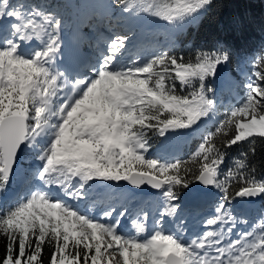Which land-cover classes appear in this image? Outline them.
I'll return each mask as SVG.
<instances>
[{"label": "snow or ice", "instance_id": "snow-or-ice-1", "mask_svg": "<svg viewBox=\"0 0 264 264\" xmlns=\"http://www.w3.org/2000/svg\"><path fill=\"white\" fill-rule=\"evenodd\" d=\"M210 2L112 0L107 7L177 25ZM64 26L45 4L0 0V191L16 177L28 186L0 211V264H264V213L250 230L238 229L249 221L234 214L239 203L264 196V179L251 174L247 154L223 168L227 149L264 137V55L254 60L243 101L203 133L188 159L149 157L153 137L179 146L216 114L205 81L229 54L201 51L193 62L163 51L125 63L129 29L113 33L103 50L99 41L92 45L91 55L69 51L61 70ZM25 160L39 163L29 172ZM144 186L154 190L153 234H119ZM210 189L218 198L208 205L211 215H201L196 205ZM181 192L193 205L188 210ZM63 197L107 207L97 218ZM196 217L185 239V221ZM148 219L141 210L131 220L136 234L148 231Z\"/></svg>", "mask_w": 264, "mask_h": 264}, {"label": "trees", "instance_id": "trees-1", "mask_svg": "<svg viewBox=\"0 0 264 264\" xmlns=\"http://www.w3.org/2000/svg\"><path fill=\"white\" fill-rule=\"evenodd\" d=\"M20 3L35 5L45 4L49 10L57 11L64 20V24H70L71 8L64 0H16ZM50 1H52L50 3ZM112 2V0H110ZM54 6L52 7L51 5ZM85 27V26H83ZM155 32L146 34L145 41L153 43ZM175 41L163 51H168L173 55L183 56L185 60L194 62L198 52L216 51L218 49L229 54L230 59L226 64L228 73L240 81L247 79L253 71V63L260 55H264V0H211L210 4L202 10L194 21H190L174 32ZM162 51V52H163ZM147 57L154 53L147 54ZM206 86L214 89L218 86L214 77H209L205 81ZM238 83V84H237ZM235 84L239 95L230 94L225 89H219L220 93L216 103L217 120L204 127L198 136H192L177 151L173 158L188 159L189 155L195 151L197 145L202 142V135L207 131H214L219 120L224 114L238 104L242 91L240 83ZM177 87L179 84L177 82ZM162 137H153V147L149 149L148 156L152 157L159 151ZM220 142L218 138L217 143ZM254 149V151L252 150ZM242 154H247L246 163L249 165L251 174L257 179H264V137H255L250 142H242L227 149V156L223 168L226 170L236 159L243 158ZM31 160H25L22 166L28 170ZM181 192V199L184 198ZM218 196V194H217ZM218 198V197H217ZM257 214L260 218L264 213V196L259 202ZM11 199L0 202V211L11 207ZM241 216V214H239ZM5 240L0 237V251L3 250ZM46 251L44 259L47 261Z\"/></svg>", "mask_w": 264, "mask_h": 264}, {"label": "rangeland", "instance_id": "rangeland-1", "mask_svg": "<svg viewBox=\"0 0 264 264\" xmlns=\"http://www.w3.org/2000/svg\"><path fill=\"white\" fill-rule=\"evenodd\" d=\"M12 1L15 2V0H12ZM64 1L67 4H69V6L71 8L70 22H69L70 23L69 25L71 26V31L74 28L73 31L75 32L76 35H78V34L80 35L82 41L85 40L84 35H86V36L88 35V32H87L88 30L90 32L94 28V26H96V25L102 26L101 23L99 22L100 17L107 19V21L111 20L112 25H114L117 28H119V26L121 24L120 23L121 20L124 23L129 24L130 28H127V27L123 28V30L126 32L129 29H133L132 27H133L134 23H132V21H134L136 19L137 20L140 19V21H141L144 19L143 17H145L147 15L145 13H141L139 16H131L129 13L114 14L113 10L111 8L107 7L111 3L110 0H64ZM51 2L52 1H50V3ZM54 4L55 3H53V5H51V6L53 7ZM118 11L119 10L117 9V13H118ZM201 12H202V10L198 14L195 15V18L186 19L184 22H181L180 24H177V25L170 24L169 22L164 21L165 24L163 26H161V28L158 27V28L154 29V32L157 36L155 35L153 43H149V42L147 43L146 41H143L140 44L138 43L135 46L132 45V46L128 47V50H127L125 57H124L125 63H127L130 60H136L138 57H139V60L149 59L150 56L147 57L146 54L143 53L144 50H146L147 54H150V53L158 54V53L162 52L166 47H168L171 43H173L175 41L174 32H176L177 29L180 28L182 25H185L186 23H188L190 21H194L196 19V17H198ZM83 16L86 17L87 21L89 20L88 22H86L87 25L84 28L77 25V24H81V22L82 23L85 22ZM95 17H97V19H94ZM91 24H92V27H90ZM130 33L131 32H128V34L131 36ZM133 36H135V35H133ZM139 60H138V62H139ZM215 79L217 80V84H218L216 89H214V94H215L214 99H215L216 103H217V99H218V96L220 93L219 89H221V88L229 91L231 95H233L234 92H235V95H239L237 90H236L237 85L235 86L236 83L233 84L231 82L232 80L230 77L219 76ZM237 82H239L240 83L239 85L242 87L241 91H242L243 95L238 100V104L234 105V107L238 106L243 101V99L245 97V94H246V87L245 86H246V83L248 82V78L245 79L244 81H240V80L238 81L237 80ZM216 120H217V109H216V114L213 117L204 121L200 125V131L194 135H190L187 138V141L192 136H198L201 133V131H203L204 127L208 126L210 123H212ZM163 140L164 139L162 137L160 146L158 148L159 151L157 153H155L152 157H156L157 155H160L162 152H166L168 158L169 157L173 158L175 156L176 152L185 143V142H181L179 144V146H175V145H170L167 143V141H163ZM162 149H164V150L162 151ZM173 149H174L173 155H171V153H172L171 150H173ZM34 162L37 163L36 160ZM14 190H16V191H14ZM17 191H18V188H16V187H14L13 189L7 187V189L5 191H1L2 196H0V202L2 201V198L4 199L6 196H8L12 199L11 205L13 206L22 196H24V193L17 192ZM215 192H216V190L214 189L213 194ZM213 194L212 193L206 194V197L208 199L211 197L214 198ZM184 201L186 203L187 199ZM206 202H204L203 205H205ZM187 203H189V202H187ZM259 204H260L259 201L255 202V203H249V205H246L241 211L237 208L235 210L234 214L239 215L240 212H243L247 216L248 219L253 220V218H254L259 223L258 214H257V212L254 211L255 208L258 207ZM190 208H191V206L189 204L187 206V209H190ZM119 234H122V233L119 232ZM122 235H124V234H122Z\"/></svg>", "mask_w": 264, "mask_h": 264}, {"label": "bare ground", "instance_id": "bare-ground-1", "mask_svg": "<svg viewBox=\"0 0 264 264\" xmlns=\"http://www.w3.org/2000/svg\"><path fill=\"white\" fill-rule=\"evenodd\" d=\"M95 16V15H94ZM94 19H97V17H95ZM103 20H106L105 18H103L102 17V21ZM143 21L141 20V23H142ZM107 29L105 28V26L104 25H102V26H99V25H96V26H94V28L90 31V32H88V35L87 36H85V42L88 44V45H96L97 44V42L99 41V47H100V45L102 44V45H105V43H104V41L106 40V37L107 36H109L110 34L108 33V29H111V30H113V29H119V28H124V26H119V28H117V27H115L114 25H112V22H111V20H109L108 21V24H107ZM90 27H92V24L90 25ZM91 29V28H90ZM90 33V34H89ZM107 35V36H106ZM87 37V38H86ZM82 40H79V38H77V40H75V43H77L78 45H79V43H81L82 44ZM74 46H75V44H74V41H70L69 40V42H68V46H67V49H66V57H67V59H68V56H67V54H68V52L70 51V48H74ZM79 50L80 51H82L84 54H86V55H91V54H93L94 53V51H95V49L93 48V47H91V48H87L86 50H81L80 48H79ZM207 120V119H206ZM205 120V121H206ZM164 139V138H163ZM163 141H165V140H163ZM168 143V142H167ZM23 182V179H13L12 180V182L10 183V185H12V186H17L18 184H20V183H22ZM138 192V191H137ZM138 199H139V197H138Z\"/></svg>", "mask_w": 264, "mask_h": 264}, {"label": "water", "instance_id": "water-1", "mask_svg": "<svg viewBox=\"0 0 264 264\" xmlns=\"http://www.w3.org/2000/svg\"><path fill=\"white\" fill-rule=\"evenodd\" d=\"M219 76H228L229 77V73H228V69H227V65H221L219 68H218V72H217V75L215 76V78L219 77ZM130 186V185H129ZM197 187H200L199 185H197ZM145 190H150V191H153L152 189H150L149 186H144V191ZM212 189L208 190V192H210ZM143 191V192H144ZM262 200V196L261 197H258V198H252V199H247L245 200L246 202L248 203H255V202H260Z\"/></svg>", "mask_w": 264, "mask_h": 264}]
</instances>
